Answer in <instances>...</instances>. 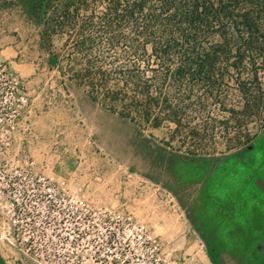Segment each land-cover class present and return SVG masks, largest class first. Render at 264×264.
<instances>
[{
	"label": "rangeland",
	"instance_id": "rangeland-1",
	"mask_svg": "<svg viewBox=\"0 0 264 264\" xmlns=\"http://www.w3.org/2000/svg\"><path fill=\"white\" fill-rule=\"evenodd\" d=\"M89 1L74 27L48 36L34 0H0V64L18 81L19 99L8 163H30L58 191L129 218L133 230L143 231L133 247L147 264H229L226 257L209 259L207 212L229 204V192L242 182L235 152L243 137L264 129V18L253 44L247 36L228 43L211 37L157 59L128 52V25L110 48L105 8ZM244 3L250 8L255 0ZM81 36L90 40L82 45ZM213 48L222 50L210 52L217 60L202 70L211 76L183 68L185 56ZM177 70L186 73L174 78ZM257 217L250 264H264V220ZM5 221L0 233L15 242ZM48 225L43 220L40 228ZM54 230L48 244L37 232L31 249L0 238V264H85L78 230L67 245L65 230Z\"/></svg>",
	"mask_w": 264,
	"mask_h": 264
},
{
	"label": "built area",
	"instance_id": "built-area-1",
	"mask_svg": "<svg viewBox=\"0 0 264 264\" xmlns=\"http://www.w3.org/2000/svg\"><path fill=\"white\" fill-rule=\"evenodd\" d=\"M17 84L15 77L0 64V219L3 223L7 220L15 242L4 233H0V238L13 246L31 249L40 237L36 236L39 231L47 235L44 242L48 244V236L55 228L58 232L64 229L63 240L67 245L78 230L82 238L75 237L77 250L87 252V256H82L85 264H90L88 261L92 264H147L144 253H137L133 247L135 235L141 238L143 231L133 230L129 218L108 209L91 207L63 189L58 191L52 179L34 173L30 163L25 166L8 163L5 155L19 114ZM43 220L49 221L48 229L40 228ZM145 242V239L141 241L142 247L146 246Z\"/></svg>",
	"mask_w": 264,
	"mask_h": 264
},
{
	"label": "trees",
	"instance_id": "trees-1",
	"mask_svg": "<svg viewBox=\"0 0 264 264\" xmlns=\"http://www.w3.org/2000/svg\"><path fill=\"white\" fill-rule=\"evenodd\" d=\"M99 1L105 8L101 17L105 23L102 32L110 36L107 38L109 47H117L118 30L128 25L132 28L126 40L128 52L157 59L180 52L183 43H202L211 37H218L221 42L228 43L231 36H247L249 40L246 43L253 44L264 18V0H255V5L250 8L244 5V0ZM89 4V0H34L33 9L38 19L46 16L45 33L51 36L59 28L74 27L77 16L81 11L88 10ZM83 29L84 24L80 31ZM88 40L89 37L81 36L80 43L84 45ZM189 50L183 52L189 53ZM221 50L213 48L200 57L185 56L187 63L183 68L201 71L191 73L193 77L211 76L202 70L214 66L217 60L215 55L209 53ZM184 72L177 70L172 72V76L175 78Z\"/></svg>",
	"mask_w": 264,
	"mask_h": 264
},
{
	"label": "flooded vegetation",
	"instance_id": "flooded-vegetation-1",
	"mask_svg": "<svg viewBox=\"0 0 264 264\" xmlns=\"http://www.w3.org/2000/svg\"><path fill=\"white\" fill-rule=\"evenodd\" d=\"M235 158L242 182L229 192L227 206L213 204L207 212V252L213 263L226 257L229 264H250L262 223L257 214L264 220V129L243 137ZM241 201L248 206L244 211L237 207Z\"/></svg>",
	"mask_w": 264,
	"mask_h": 264
}]
</instances>
